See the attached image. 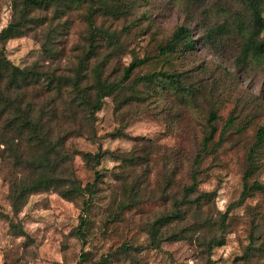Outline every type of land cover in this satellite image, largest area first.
Here are the masks:
<instances>
[{
  "label": "rangeland",
  "instance_id": "374dc122",
  "mask_svg": "<svg viewBox=\"0 0 264 264\" xmlns=\"http://www.w3.org/2000/svg\"><path fill=\"white\" fill-rule=\"evenodd\" d=\"M249 1L127 0L119 12L103 6L95 13L97 24L116 38L98 41L96 51L87 34L91 2L32 8L28 26L5 44L19 67L38 64L70 79L87 60L90 82L101 63L119 80L131 61L148 60L104 98L85 134L67 142L83 185L95 178L93 154L103 155L86 221L87 194L69 200L53 189L32 194L16 212L5 177L14 167H4L0 146V264H264V145L254 149L264 123V51L239 60L253 27ZM260 7L264 19V0ZM15 9V0H0V31L16 17ZM222 23L217 33L209 30ZM181 25L190 27L195 49L179 46L163 54ZM258 39L264 41V27ZM164 71L178 76V88L141 78ZM212 110L218 131L194 166ZM232 115L236 120L227 127ZM195 168L198 185L189 199L208 196L197 208L187 207L182 220L161 227L164 234L182 231L186 237L151 246V224L175 208ZM246 178L248 186L257 185L246 188ZM137 184L136 204L130 199ZM218 237L222 244H208Z\"/></svg>",
  "mask_w": 264,
  "mask_h": 264
},
{
  "label": "trees",
  "instance_id": "16d2710c",
  "mask_svg": "<svg viewBox=\"0 0 264 264\" xmlns=\"http://www.w3.org/2000/svg\"><path fill=\"white\" fill-rule=\"evenodd\" d=\"M72 1L76 0H15L16 17L0 31V146L2 164L6 168L14 167L13 175L11 177L5 175V177L9 180V196L16 212L21 210L32 194L41 190L53 189L69 200H74L83 194L88 195L83 202L85 214L81 216V221L84 222L86 221V213L93 202V197L98 193V179L100 178L98 165L103 155L100 152L93 154L95 162L92 168L95 178L94 181L83 185L75 173L72 164L74 154L67 142L73 136L85 134L84 128L96 117V112L104 104V98L120 90L131 77L134 69L145 63L148 57L136 58L131 61L124 68L119 80L111 79L110 74L104 73L102 63L96 65L93 68L94 75L90 82L89 74L84 73V70L88 68L87 60L81 62L76 76L67 79V76H57L42 70L38 64L19 67L7 57L5 53L6 42L28 26L29 13L32 8ZM84 1H89L94 5L91 12L88 13L87 20L90 28H88L87 34L91 50L96 51L97 43L104 42V40L112 41L116 38V34L97 24L95 13L103 6L112 12H119L127 0ZM262 2L263 0H250L248 3L252 9L251 23L253 27L241 52L242 55L239 59L241 62H247L253 52L264 51V41L258 39L260 31L264 27L262 8L260 7ZM222 27H224L223 23L222 26L220 24L214 25L209 30L217 33ZM195 43L190 27L181 25L173 34L172 41L164 46L161 52L165 54L169 51H175L179 46L194 50ZM141 78L151 83L167 80L168 85L176 88H178L180 81L175 73L167 71L148 74ZM217 119V111H210L207 120L208 132L195 156L194 166L200 164L204 154L210 151L209 146L218 131ZM235 120L236 116H230L226 126H232ZM223 139L221 138L217 143H214L212 148L221 145ZM263 145L264 123L258 128L254 149ZM89 155L91 156V153L85 154L87 157ZM0 172H3L1 166ZM197 175L198 170L192 169V183L186 185L181 197L175 200V208L169 213L165 212L151 224V246L160 247L165 240L186 237L182 231L164 234L161 232V227L166 226L168 229L173 221L182 220L183 211H187V207L195 204L197 208L201 199L208 196V193L204 192L197 195L194 200L189 199V194L193 193L198 185ZM256 185L254 183L248 186V179H245L246 188H254ZM139 188L140 185L137 184L134 192L135 197L130 199L136 204ZM122 204L126 206L125 203L122 202ZM204 223L208 224L210 220L195 226V230L201 229ZM214 243L222 244V237L212 238L208 244Z\"/></svg>",
  "mask_w": 264,
  "mask_h": 264
}]
</instances>
